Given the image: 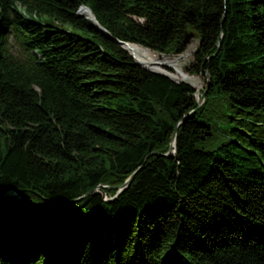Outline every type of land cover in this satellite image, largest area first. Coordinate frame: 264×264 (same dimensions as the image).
<instances>
[{
  "label": "trees",
  "instance_id": "16d2710c",
  "mask_svg": "<svg viewBox=\"0 0 264 264\" xmlns=\"http://www.w3.org/2000/svg\"><path fill=\"white\" fill-rule=\"evenodd\" d=\"M0 264H264V0H0Z\"/></svg>",
  "mask_w": 264,
  "mask_h": 264
},
{
  "label": "bare ground",
  "instance_id": "6f19581e",
  "mask_svg": "<svg viewBox=\"0 0 264 264\" xmlns=\"http://www.w3.org/2000/svg\"><path fill=\"white\" fill-rule=\"evenodd\" d=\"M83 11L86 15L94 18L93 13L89 10ZM126 47L141 65L152 70L167 73L176 81H184L192 84L197 88V99L201 97V89L203 86V80L201 76L191 74L190 72L186 71L181 65V61L188 55L187 49L176 56H159L150 49L137 43L129 42L128 44H126ZM172 69L175 70V73L172 72Z\"/></svg>",
  "mask_w": 264,
  "mask_h": 264
},
{
  "label": "water",
  "instance_id": "95a60500",
  "mask_svg": "<svg viewBox=\"0 0 264 264\" xmlns=\"http://www.w3.org/2000/svg\"><path fill=\"white\" fill-rule=\"evenodd\" d=\"M82 9H84V10H89L90 12H92V10L89 8V7H86V6H83V8ZM82 14H85V13H83V12H81ZM93 13V12H92ZM94 15V14H93ZM90 19H92L100 28H102L103 30H105L102 26H100V24L98 23V21L96 20V18H95V16H94V18H91L90 16H88ZM106 31V30H105ZM197 36L195 35V33H193V32H190V33H188L187 34V36H186V39H185V42H186V44H190L192 41H193V39L194 38H196ZM121 45H122V47L124 48V49H126L127 51H129L128 49H127V47H126V44H128L129 42H124V41H121V40H119V39H116ZM148 49H150V48H148ZM151 50V49H150ZM157 53V52H156ZM160 54V56H164V55H166V54H164V53H159ZM133 56V55H132ZM134 57V56H133ZM136 60V59H135ZM136 62L139 64V65H141L137 60H136ZM142 67H144V68H146V69H149V70H151V71H154V72H157V73H161V74H164V75H167V76H169L170 78H172L169 74H167V73H163V72H160V71H156V70H152V69H150V68H148V67H145V66H143V65H141ZM173 79V78H172ZM173 80H175V79H173ZM176 81V80H175ZM178 82V81H177ZM181 82H184V81H181ZM207 82H209V80L207 79ZM188 83V82H187ZM190 84V83H189ZM192 85V84H191ZM206 93H207V89H205L203 92H202V94H201V97L200 98H198V103H199V105H202L203 104V102H204V100H205V97H206ZM176 138H177V129L175 130V133H174V135H173V140H172V148L170 149V151L168 152V153H166L165 155H174L175 153H176V151H177V147H176ZM134 174L135 173H133L129 178H128V180L126 181V183L124 184V185H121L120 186V189H119V191L117 192V195L116 196H118V194L119 193H121L127 186H128V184L131 182V180L133 179V177H134ZM12 193H11V195H13V196H16V195H20L16 190H12L11 191ZM115 196V197H116ZM51 205H53V204H47L46 206H51ZM56 205H60V204H56Z\"/></svg>",
  "mask_w": 264,
  "mask_h": 264
},
{
  "label": "rangeland",
  "instance_id": "374dc122",
  "mask_svg": "<svg viewBox=\"0 0 264 264\" xmlns=\"http://www.w3.org/2000/svg\"><path fill=\"white\" fill-rule=\"evenodd\" d=\"M83 8V7H82ZM80 9V13L81 12H83L84 13V9ZM198 44H199V39L196 37V38H194L193 39V41L190 43V44H188V47H187V56H186V58L185 59H183L182 61H181V65H182V67L186 70V71H188V72H190L191 74H195V75H200L201 76V78H202V80H203V86H202V89H201V92L203 91V89H205V87H206V84H207V75H205V74H196V73H194V69H195V58H194V54H195V51H196V49H197V47H198ZM151 51H153V50H151ZM156 55H159L160 56V54L159 53H156L155 51H153ZM167 56H176V55H167ZM172 72L173 73H175V70H173L172 69ZM195 87V86H194ZM196 88V87H195ZM197 89V88H196ZM100 191V190H99ZM105 196V198H108V196L107 195H104Z\"/></svg>",
  "mask_w": 264,
  "mask_h": 264
}]
</instances>
